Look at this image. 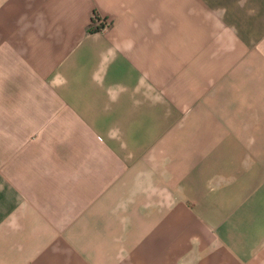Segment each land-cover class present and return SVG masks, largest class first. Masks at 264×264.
<instances>
[{"label":"crops","instance_id":"obj_1","mask_svg":"<svg viewBox=\"0 0 264 264\" xmlns=\"http://www.w3.org/2000/svg\"><path fill=\"white\" fill-rule=\"evenodd\" d=\"M0 264H264V0H0Z\"/></svg>","mask_w":264,"mask_h":264},{"label":"built area","instance_id":"obj_2","mask_svg":"<svg viewBox=\"0 0 264 264\" xmlns=\"http://www.w3.org/2000/svg\"><path fill=\"white\" fill-rule=\"evenodd\" d=\"M107 25V22L98 18V21L95 23V26H98V30H102Z\"/></svg>","mask_w":264,"mask_h":264},{"label":"trees","instance_id":"obj_3","mask_svg":"<svg viewBox=\"0 0 264 264\" xmlns=\"http://www.w3.org/2000/svg\"><path fill=\"white\" fill-rule=\"evenodd\" d=\"M97 21H98V18L95 15H93L92 16V22L95 24ZM88 31L89 32H96V31H98V26H94V28H90Z\"/></svg>","mask_w":264,"mask_h":264}]
</instances>
